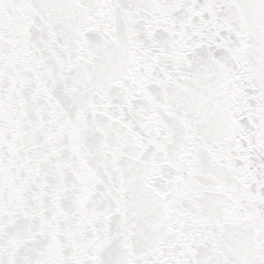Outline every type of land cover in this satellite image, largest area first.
I'll return each instance as SVG.
<instances>
[{
	"label": "snow or ice",
	"instance_id": "6c2138e0",
	"mask_svg": "<svg viewBox=\"0 0 264 264\" xmlns=\"http://www.w3.org/2000/svg\"><path fill=\"white\" fill-rule=\"evenodd\" d=\"M0 264H264V0H0Z\"/></svg>",
	"mask_w": 264,
	"mask_h": 264
}]
</instances>
